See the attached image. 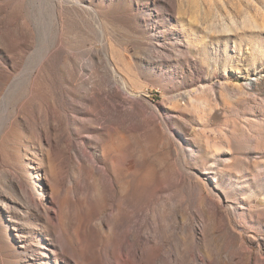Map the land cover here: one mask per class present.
Segmentation results:
<instances>
[{"label":"rangeland","instance_id":"obj_1","mask_svg":"<svg viewBox=\"0 0 264 264\" xmlns=\"http://www.w3.org/2000/svg\"><path fill=\"white\" fill-rule=\"evenodd\" d=\"M77 1L0 0V264L264 259V0Z\"/></svg>","mask_w":264,"mask_h":264},{"label":"bare ground","instance_id":"obj_2","mask_svg":"<svg viewBox=\"0 0 264 264\" xmlns=\"http://www.w3.org/2000/svg\"><path fill=\"white\" fill-rule=\"evenodd\" d=\"M69 1H70V3H74L75 5H80V3L77 0H69ZM244 258L246 261H248L250 259V253L248 250H245ZM255 264H264V259H262V258L256 259Z\"/></svg>","mask_w":264,"mask_h":264}]
</instances>
